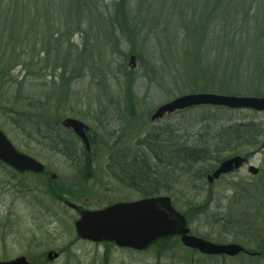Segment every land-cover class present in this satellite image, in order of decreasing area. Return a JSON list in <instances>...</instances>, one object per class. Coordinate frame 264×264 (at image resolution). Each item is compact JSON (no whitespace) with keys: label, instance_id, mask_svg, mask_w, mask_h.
<instances>
[{"label":"rangeland","instance_id":"1","mask_svg":"<svg viewBox=\"0 0 264 264\" xmlns=\"http://www.w3.org/2000/svg\"><path fill=\"white\" fill-rule=\"evenodd\" d=\"M120 3L126 4L128 18L115 12ZM18 14V34L14 28L3 32L0 27V69L11 75L0 82V130L19 152L42 163L46 174L22 175L0 164V262L24 256L33 264H264L263 256H202L186 249L178 238L144 252L83 242L74 226L79 214L64 204L99 210L141 200V194L114 180L108 163L145 152L149 135L162 143L176 138L182 145L192 143L200 133L239 122L253 121L264 128V112L211 105L151 120L162 105L184 95L231 96L203 92L197 88L205 86L203 77L185 70L193 67L191 57L207 50L206 46L214 55L235 30L243 37L240 51L247 49L244 61L261 69L264 0H223L221 7L215 0H35L31 10L20 13L19 9ZM21 15L26 16L20 20ZM131 56L136 57L135 68L129 66ZM253 73L243 89L228 88L241 92L232 96L264 97V74ZM258 90L262 93L254 94ZM29 113L47 127L60 126L58 138L49 133L52 147L51 140L32 138L20 128ZM69 118L89 129L93 170L86 180L81 164L62 153L72 150L80 162L87 155L81 141L63 126ZM25 128L30 130L26 124ZM69 135L77 150L62 141ZM263 143L264 136L258 146L242 148L243 153L263 148ZM262 160L264 152L254 163L260 166ZM215 164L197 166L182 178L179 174L170 191L159 194L171 199L194 236L218 244L248 242V248H257L259 243L243 238V231L220 227L217 219L243 224L242 210L258 203L263 217L257 225L264 240V190L252 193L255 200L245 196L246 184L256 186V178L247 171L242 173L247 177L208 184L203 178ZM245 178L252 183L244 182ZM242 243L236 244L246 246ZM49 251L62 255L50 262Z\"/></svg>","mask_w":264,"mask_h":264},{"label":"trees","instance_id":"2","mask_svg":"<svg viewBox=\"0 0 264 264\" xmlns=\"http://www.w3.org/2000/svg\"><path fill=\"white\" fill-rule=\"evenodd\" d=\"M34 2L35 0H0V27L4 28L3 32L7 28H14L15 33L18 34V10L20 9V13L22 10H31ZM222 2L223 0H215V3H220V7L222 6ZM118 5L115 12H122L121 14L128 18L126 4L120 3ZM225 13L229 16V12ZM25 16L26 15H21L20 20ZM129 16L133 18L132 15ZM230 24H232V22ZM236 32L237 30L229 37L228 35L225 36V38L228 39L218 46L214 55L211 52V46H206V49L208 50L210 48V51L204 50L196 54L195 58L191 57L193 61L191 66L193 67H189V69L186 68L185 71H189V73L196 71L203 77L205 86L197 87L205 90L203 92L216 91L220 94H240L241 92H229L228 88L243 89L242 85L250 81L251 76L254 75L253 71H255V73L262 72L264 74V65L259 70L258 66L253 67L244 61L247 49L246 51H240L243 37L239 36V32ZM245 42L248 43L251 41L248 40ZM252 67L253 69L251 71L250 69ZM9 76L8 74L5 75L3 69H0V82H5L6 77ZM216 80L218 82H215ZM256 93L261 94L262 92L258 90L254 92V94ZM25 115L27 117L24 124H19L20 128L24 127L22 130L25 131V134L35 139L41 138L45 141L51 140L50 147H52L54 140L50 138L49 133L54 134V136L58 138V130H61L60 126L58 125V127L55 128L52 126L47 127L45 122L40 123L36 119L32 120L31 113ZM25 124L30 130H26ZM263 129V125L260 123L253 121L239 122L223 128H216L214 132L208 131L205 134L200 133L198 136L196 135L192 143H185L182 145L178 144L176 138H167L162 143V140L156 138L155 135H149L148 138H145V152L137 154L133 158L121 160L119 170H115L114 158H112L110 163H108V171L112 176L114 172H118L120 177L132 183V188L144 198L159 196L161 192L168 193L170 191L171 186L179 180V174H181L180 178H182L184 175L192 174L193 169L197 166L212 161L220 163L224 158L240 154L241 151H239V149L258 146L260 144V139L264 136ZM62 141H66L74 147L73 150H77L73 135H69L68 139H63ZM60 149L63 151L62 148ZM62 153L72 161L74 160L79 165L81 164L84 180L91 177L93 166L88 155L84 156L81 163L80 160H75V155L72 154V150L70 153ZM209 171L210 170H207L206 173ZM253 192H255L253 189H247L244 193L250 196ZM56 197H58V195ZM258 205V203H254L250 206H246L245 209L242 210L241 213L245 221L243 224H226V220L223 218L217 220H221L220 223H218L220 227L229 225L232 229L243 231V238L254 240L252 244L259 243L257 248L252 249L247 247L249 246V244H247L248 242L242 243L241 241L234 240L236 243L246 244L245 247L250 250L247 249L249 252L253 250L252 253H260L264 257V240L262 239V233H260V227L257 225V219L263 216L260 215Z\"/></svg>","mask_w":264,"mask_h":264},{"label":"water","instance_id":"3","mask_svg":"<svg viewBox=\"0 0 264 264\" xmlns=\"http://www.w3.org/2000/svg\"><path fill=\"white\" fill-rule=\"evenodd\" d=\"M129 66L136 67V57L130 58ZM219 106L233 110H252L264 112V97L228 96L217 94H190L174 99L162 105L152 116V121H159L166 115L197 106ZM64 126L70 129L82 141L87 151H90L88 127L77 119H66ZM264 147V144H263ZM0 161L20 173L32 172L41 174L45 166L34 158L18 152L6 135L0 130ZM243 159L234 157L225 160L208 182L213 183L221 175L239 168ZM56 178L55 175L52 176ZM70 208L78 210L73 203H67ZM77 235L94 243L110 242L120 248L145 251L154 243L173 237H180L183 246L198 250L200 253L212 256L237 257L245 252L239 244H216L190 234L188 222L184 215L172 205L169 197L143 199L133 203H119L100 211L82 210L80 219L75 223ZM59 254L50 251L49 261H54ZM0 264H31L26 257L0 262Z\"/></svg>","mask_w":264,"mask_h":264},{"label":"flooded vegetation","instance_id":"4","mask_svg":"<svg viewBox=\"0 0 264 264\" xmlns=\"http://www.w3.org/2000/svg\"><path fill=\"white\" fill-rule=\"evenodd\" d=\"M89 136H90V134H89ZM90 141H91L90 142V151H87L86 147H84L85 153L88 156L91 153L92 148H93L91 137H90ZM248 149H253V148H248ZM243 150L244 149H239V151H241V153L232 156V157L239 156V157H241L243 159V162L241 163V166L239 168H234L233 171H231V172H229L227 174L221 175L219 179L215 180L213 183H209L208 182L209 176H211L212 174H214L215 171H217V169L220 167L221 163L224 161L223 160L222 162L217 163L216 166H214L213 169L212 168L210 169V171L205 176L204 181L208 182V184H210V185H213V184H215V183H217V182H219V181H221L223 179H230V178H234V177L238 178V176L247 177L245 175H242V173H245L247 171L248 175L256 178V181H255L256 182L255 183L256 186H254L252 184H246V185H249V187H246V189H244L243 192H245L247 189H253V191H255L257 193H258V191H263L264 190V163H261L260 166H257L254 163V161H255V159H256V157L258 155H261V153L264 152V148L255 149V151L248 152V153H243ZM232 157L224 158V159L226 160V159H230ZM117 158L118 157L114 158V167H115V170H119V164H120V161H121V160H119L120 158L118 160H116ZM262 162H264V160H262ZM45 174H46V171H45V173H43V175H45ZM113 177H114V180H116L118 183H121V185H123L127 189H130L132 191H135L132 188V186H133L132 183H129L128 180H124L123 178H121L118 172H114ZM244 182L252 183V182H250V178H245L244 179ZM245 196L248 197L249 200H255V199H257L255 196H252V195H250V196L245 195ZM263 198H264V195H263ZM142 199H144V197H142ZM64 204H66L69 207V205L67 204V201H64ZM70 209H72V208H70ZM82 209L83 208L80 207L78 210H75V209H72V210H74L75 212H77L80 215ZM83 242H85V241H83ZM105 244L108 245V244H111V243H105ZM58 254H59V258H60V256L62 255V253L61 252H58ZM242 254H245V255H254V254L247 253V251L244 252V253H242ZM255 255L256 256H254V257L262 256L260 253H256ZM56 260H58V259H56Z\"/></svg>","mask_w":264,"mask_h":264}]
</instances>
